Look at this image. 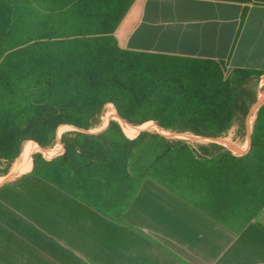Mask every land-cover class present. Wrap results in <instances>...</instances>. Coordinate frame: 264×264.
Instances as JSON below:
<instances>
[{"label": "trees", "instance_id": "trees-1", "mask_svg": "<svg viewBox=\"0 0 264 264\" xmlns=\"http://www.w3.org/2000/svg\"><path fill=\"white\" fill-rule=\"evenodd\" d=\"M133 1L0 0V175L27 142L50 148L70 125L80 130L61 134V155L31 151L33 175L100 211L129 202L150 178L237 232L264 208V100L242 156L155 129L127 133L153 121L242 145L264 70L121 48L114 32ZM110 105L120 123L87 132Z\"/></svg>", "mask_w": 264, "mask_h": 264}, {"label": "crops", "instance_id": "crops-1", "mask_svg": "<svg viewBox=\"0 0 264 264\" xmlns=\"http://www.w3.org/2000/svg\"><path fill=\"white\" fill-rule=\"evenodd\" d=\"M114 36L121 48L264 70V0H134ZM257 88L254 110L264 76ZM250 134L232 143L249 142L239 156ZM60 136L51 149L27 142L35 145L27 157L22 150L0 175V264H264V208L234 232L145 178L129 202L97 210L32 174L31 151L52 160L64 152Z\"/></svg>", "mask_w": 264, "mask_h": 264}, {"label": "rangeland", "instance_id": "rangeland-1", "mask_svg": "<svg viewBox=\"0 0 264 264\" xmlns=\"http://www.w3.org/2000/svg\"><path fill=\"white\" fill-rule=\"evenodd\" d=\"M258 97H260L261 98V95H259L258 94V96H257V98ZM263 98H264V95H263ZM257 101V100H256ZM256 103V102H255ZM254 103V104H255ZM112 106V105H111ZM111 106H108V108L105 110V112H104V114H103V117H102V122H104V125L105 124H107L111 119H116L115 118V116H116V111H115V109H114V107H111ZM253 107V106H252ZM252 107H251V109H250V111L252 110ZM249 111V112H250ZM256 111V110H255ZM255 111H253V117H252V119L254 118V115H255ZM248 112V113H249ZM247 117V116H246ZM251 119V120H252ZM157 125V124H156ZM155 125V123L153 122V121H149V122H146V123H144L142 126H140V130L136 133V134H134L135 136H137V134H139L141 131H143V130H149V129H155V130H157L159 133H161L162 135H165V136H169V135H171V136H178V137H182V138H189V139H194V140H198V141H215V142H218V143H220V144H223V145H227L226 143H224L221 139H219V140H214V139H212V138H204V137H200V136H194V135H189V134H180V135H175V134H171V133H168V132H166V131H163L162 129H159L157 126ZM250 126H251V123L250 122H247L246 123V120H245V133H246V131H248V130H250L251 128H250ZM72 128V126H70V127H68V125H66V127H63L62 128V130H61V133L63 132V131H66V130H68V129H71ZM247 128H248V130H247ZM99 129H101V127L99 128ZM98 128H93V129H91V131L92 132H94V131H97V130H99ZM90 131V130H89ZM135 136H133V135H131L130 136V138H134ZM230 142V141H229ZM57 143H59L58 141H57ZM56 143V144H57ZM232 143V142H231ZM35 147V145L33 144V143H31L30 144V150H32L33 148ZM228 148V147H227ZM51 149V148H50ZM229 149V148H228ZM247 149L248 148H246V147H242V148H240V147H238V148H231V149H229L230 151H231V153H234V154H236V155H240V154H244V152H246L247 151ZM35 151H40V150H35ZM35 151H33V152H35ZM32 152V153H33ZM41 152V151H40ZM51 153H49V154H46L45 152H43L44 153V155L46 156V157H51L55 152H56V149H53V151H50Z\"/></svg>", "mask_w": 264, "mask_h": 264}, {"label": "bare ground", "instance_id": "bare-ground-1", "mask_svg": "<svg viewBox=\"0 0 264 264\" xmlns=\"http://www.w3.org/2000/svg\"><path fill=\"white\" fill-rule=\"evenodd\" d=\"M254 111H255V110H254ZM115 117L118 118L117 113H116V116H115ZM252 117H253V112H252L251 115H250L249 122L251 121ZM63 127H66V125H62V126H60V127L57 129L58 137L60 136V134H61V130H62ZM68 127H70V126H68ZM248 146H249V142L247 141V144L244 145V147L248 148ZM229 148H237V147L229 146ZM29 150H30V143H26V145H25V147H24V149H23V156H24L25 158L27 157V154H28Z\"/></svg>", "mask_w": 264, "mask_h": 264}, {"label": "water", "instance_id": "water-1", "mask_svg": "<svg viewBox=\"0 0 264 264\" xmlns=\"http://www.w3.org/2000/svg\"><path fill=\"white\" fill-rule=\"evenodd\" d=\"M72 127H74V126H72ZM75 128V127H74Z\"/></svg>", "mask_w": 264, "mask_h": 264}]
</instances>
